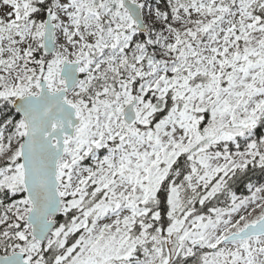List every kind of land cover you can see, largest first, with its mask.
I'll return each instance as SVG.
<instances>
[{
    "label": "snow or ice",
    "instance_id": "obj_1",
    "mask_svg": "<svg viewBox=\"0 0 264 264\" xmlns=\"http://www.w3.org/2000/svg\"><path fill=\"white\" fill-rule=\"evenodd\" d=\"M257 170L264 0H0V264H264Z\"/></svg>",
    "mask_w": 264,
    "mask_h": 264
},
{
    "label": "trees",
    "instance_id": "obj_2",
    "mask_svg": "<svg viewBox=\"0 0 264 264\" xmlns=\"http://www.w3.org/2000/svg\"><path fill=\"white\" fill-rule=\"evenodd\" d=\"M230 149L233 150L235 149L234 145H230ZM252 181L259 186L260 184L264 183V178L260 177V173L257 170L255 175H252ZM233 190L236 192L238 196H245L248 192L246 187H240V186H234ZM224 201V197L220 196L219 199H214L213 201L209 202L204 208H201L199 211L200 213H203L207 210L208 206L215 205L217 207H223L225 204L222 203ZM57 220L59 222H62L64 219L62 218L61 215L58 216ZM3 227V226H0Z\"/></svg>",
    "mask_w": 264,
    "mask_h": 264
},
{
    "label": "rangeland",
    "instance_id": "obj_3",
    "mask_svg": "<svg viewBox=\"0 0 264 264\" xmlns=\"http://www.w3.org/2000/svg\"><path fill=\"white\" fill-rule=\"evenodd\" d=\"M219 150L222 151V147H220ZM234 150H235V149H233V151H234ZM222 162H223V161H221V163H222ZM85 163L87 164V163H89V162L86 161ZM250 195H251V193L249 192L246 196H250ZM259 195H264V193H261V194H259ZM242 197H245V196H242ZM224 206H226V205H224ZM224 206H223V207H224ZM196 207H197L198 210L201 209V206H200L199 204H197ZM249 210H251V208H249ZM257 212H258V210H257ZM201 214H205V215L208 214V213H207V210H206L205 212L201 213ZM57 218H58V217H57ZM57 218H56V219H57ZM62 218L64 219L63 216H62ZM62 222H63V221H62Z\"/></svg>",
    "mask_w": 264,
    "mask_h": 264
},
{
    "label": "flooded vegetation",
    "instance_id": "obj_4",
    "mask_svg": "<svg viewBox=\"0 0 264 264\" xmlns=\"http://www.w3.org/2000/svg\"><path fill=\"white\" fill-rule=\"evenodd\" d=\"M248 193H249V191L247 192V194H248ZM247 194H246V195H247ZM236 195H237V194H236ZM246 195H245V196H246ZM237 196H238V195H237ZM239 197H242V196H239Z\"/></svg>",
    "mask_w": 264,
    "mask_h": 264
},
{
    "label": "water",
    "instance_id": "obj_5",
    "mask_svg": "<svg viewBox=\"0 0 264 264\" xmlns=\"http://www.w3.org/2000/svg\"><path fill=\"white\" fill-rule=\"evenodd\" d=\"M59 216V214L57 215V217ZM57 217H55V219L57 218Z\"/></svg>",
    "mask_w": 264,
    "mask_h": 264
}]
</instances>
